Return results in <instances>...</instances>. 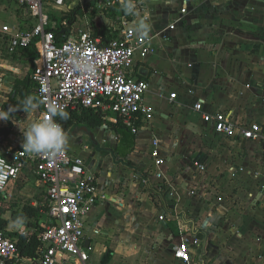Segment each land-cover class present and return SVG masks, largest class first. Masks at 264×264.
Instances as JSON below:
<instances>
[{
	"label": "crops",
	"instance_id": "1",
	"mask_svg": "<svg viewBox=\"0 0 264 264\" xmlns=\"http://www.w3.org/2000/svg\"><path fill=\"white\" fill-rule=\"evenodd\" d=\"M136 2L141 15L152 25L148 37L156 51L145 59L137 56L132 73L149 83L144 104L154 111V119L141 124L133 150L126 157L115 151L119 138L107 126L86 128L87 132L85 127L73 126L66 132L67 138L91 141L85 146L87 150L72 144L65 149L87 161L105 197L86 222L89 264H102L107 255L108 264H186L175 258V250L182 245L191 255L189 264H264V210L260 207L251 212L246 202V212L244 208L240 212L229 209V204L209 192L210 181L203 184L200 177L190 178L182 160L190 154L188 146L200 141L204 129L212 133L193 110L199 101L205 112L224 111L236 121L264 125V0ZM116 4L121 6L120 0H78L82 16L77 17L71 31L79 29V17H83L87 27L82 30L108 44L123 29V20L128 21L129 28L133 19L114 9ZM68 5L59 11L75 8ZM23 23L31 26L27 20ZM52 26L55 28L54 23ZM24 49L28 48L20 49L24 61H17L32 70L23 79H16L12 87L7 85V74L0 76V109L16 91L17 82L32 79L36 53L29 48L34 51L31 56ZM32 89L36 91V84ZM172 94H177L174 102L170 101ZM42 112L39 109L32 119L41 120ZM26 120L27 114L21 111L17 118L0 121V156L22 147ZM154 140L159 141L164 159L160 168L151 155ZM226 141L236 148L235 152L225 166L213 161L211 170L216 173L222 169L230 180V171L243 167L246 173L240 174L239 180L243 178L247 184L242 192L254 185L262 192L253 197L264 203L262 144ZM159 172L164 178L155 177ZM45 205L37 178L25 171L0 192V210H5L1 218L8 222L6 233L21 235L22 230L31 232L37 229L35 226H43L47 220ZM26 207L33 208L36 217L17 225L13 214L22 213ZM195 239L199 247L193 244ZM30 263L31 259L23 257V261L7 264ZM60 264H75V260Z\"/></svg>",
	"mask_w": 264,
	"mask_h": 264
},
{
	"label": "built area",
	"instance_id": "2",
	"mask_svg": "<svg viewBox=\"0 0 264 264\" xmlns=\"http://www.w3.org/2000/svg\"><path fill=\"white\" fill-rule=\"evenodd\" d=\"M14 3L27 16L31 26L22 29L18 25L2 24L0 40L10 55L22 48L34 49L32 79L43 107L41 120L50 118L49 105H59L66 112L101 111L113 114L137 135L143 122L154 119V111L144 104L149 83L136 79L132 73L137 56L145 59L156 51L151 38L136 36L124 19L119 35L106 45L82 29L71 31L64 43H57L48 11L66 8L64 0H14ZM73 50L93 63V75L82 76L72 69L70 54ZM176 99L177 94L170 96L171 102ZM202 107L199 101L193 110L201 115L202 122L213 134L234 143H260L264 151V125L242 123L224 111L208 113ZM153 146L151 155L156 167L160 168L164 159L159 141L154 140ZM25 171L37 178L45 194L47 218L41 230L20 231L28 241L36 237L40 243L30 264H60L68 259L75 260V264H89L91 248L86 247V222L92 210L105 199L96 173L90 170L86 160L71 155L65 148L50 157L29 155L21 147L0 156V192L20 179ZM206 171L205 165H198L200 174ZM243 173L245 169L237 167L230 171V176L236 179ZM155 177L164 178L161 172ZM193 244L200 246L196 239ZM175 258L190 263L191 255L185 245L175 250ZM9 261L20 262L23 257L16 241L1 231L0 264Z\"/></svg>",
	"mask_w": 264,
	"mask_h": 264
},
{
	"label": "rangeland",
	"instance_id": "3",
	"mask_svg": "<svg viewBox=\"0 0 264 264\" xmlns=\"http://www.w3.org/2000/svg\"><path fill=\"white\" fill-rule=\"evenodd\" d=\"M65 3L69 4L68 6H71L72 8L77 5L78 0H64ZM81 3V1H80ZM83 3V2H82ZM74 5V6H73ZM80 5V4H79ZM71 10L70 8H68ZM50 10L54 11H59L56 9L50 8ZM49 10V11H50ZM68 10V11H69ZM48 11V12H49ZM27 16L24 14V12L14 4V0H0V24L8 22L12 25H18L22 26V28L26 29L29 27L23 23L24 20H26ZM79 29H85L87 26L85 25L86 21L83 17H79ZM84 26V27H83ZM26 27V28H25ZM17 59L23 60L22 58V52L17 50V52L13 55H10L7 50L5 45L2 44L0 41V76L2 74H7L9 77V82L8 86L12 87L16 79L24 78L26 77L30 72H31V66L27 65L26 63H22L21 61H17ZM2 79V78H0ZM6 85V84H5ZM4 91H7L5 89ZM2 97H5V94H1ZM116 143V142H115ZM229 142L226 141V139L219 138L217 136H214L210 131L208 130H203V134H201L200 141L197 143H193V145H189L188 149L190 151V154H188V157L182 158L183 161L186 163V168H188V173L190 178H197L200 177L201 181L205 183H208L209 181L211 182L210 185L211 189L209 192L213 191L212 195L214 198L220 199L221 202L229 204V209L234 210L236 212H240L243 210V212H246L245 210L247 209V204L248 208L251 210V212H254L256 209L260 208L264 210V203L260 202L257 197H253L254 193H256L258 196L259 192H262L260 188H255L254 185L252 188H250L246 192H242L243 187L245 188V184H247V181H242L243 178L239 180L241 175L236 178L237 181H234V179L230 178L228 179V174L222 172V169L218 170V172H214V169H212L213 166V161L219 160L224 164H228L229 159L228 157L235 152L234 146L233 148L229 146ZM75 145L79 147V150H87L85 148L86 145H90L91 141L88 138L82 137L80 139H73V138H68V143L66 145L67 148H69L71 145ZM70 145V146H69ZM65 147V148H66ZM239 149V148H237ZM205 164L206 172L204 174H200L198 172V165L200 164ZM223 166V167H224ZM208 177H212L213 180H208ZM232 180V181H231ZM232 182H237L239 183L236 185V183ZM261 186V185H260ZM259 186V187H260ZM208 188V187H207ZM208 192V193H209ZM239 192L240 194H236ZM236 195H238V198H236ZM208 197V194L206 195V198ZM253 197V198H251ZM237 202H236V199ZM250 200H249V199ZM243 200V201H242ZM248 200V202H247ZM242 202H246L247 204H242ZM231 203H233L234 208L231 207ZM237 203V205H236ZM242 205V206H241ZM246 208V209H245ZM238 209V210H237ZM251 214V213H250ZM46 220V219H45ZM47 220L45 221V223ZM43 222V225H45Z\"/></svg>",
	"mask_w": 264,
	"mask_h": 264
},
{
	"label": "trees",
	"instance_id": "4",
	"mask_svg": "<svg viewBox=\"0 0 264 264\" xmlns=\"http://www.w3.org/2000/svg\"><path fill=\"white\" fill-rule=\"evenodd\" d=\"M96 2L92 3V6L95 5ZM121 9V6L115 5L114 9ZM122 13H124L122 11ZM49 16L51 22L55 24V28L53 32L55 34V39L57 43H64L69 35L71 34L72 26L76 23L77 17L82 16V10L80 6L71 9L69 12H62V11H49ZM94 16V14H93ZM31 54L34 55V49H24ZM35 82L33 79H27L25 81L17 82L16 91L10 96L9 102L4 106V110H8L9 108H16L19 109L23 101L26 97H33L35 100H40L36 97L37 94V87L36 91L31 90L34 87ZM21 89V90H20ZM40 110L43 111V107L40 102ZM22 110L15 111L13 115L10 116L11 118H17L18 114ZM68 118L65 120H60L57 117V122H59L65 132H68L73 126L76 128H88L89 130H93L98 127L107 126L109 130L113 131L119 138V143L117 147L114 149L120 155L125 156L128 153H131L133 150L134 142H135V135L127 129L120 120H118L113 114L111 113H102L101 111H93V110H81L77 112H67ZM73 128V130L75 129ZM73 132V131H72ZM5 212L4 209L0 210V232L4 231L7 232L8 222L1 218V215ZM36 211L33 208L26 207L22 213L13 214V220L17 221V218H23V222L25 220H29L31 218L36 217ZM37 229L41 230L42 226H35ZM6 235L15 240L20 255L24 258L32 259L36 257V252L39 246V241L36 237H33L31 241L22 235L17 233H6ZM110 260V256L107 255L102 264H108Z\"/></svg>",
	"mask_w": 264,
	"mask_h": 264
},
{
	"label": "clouds",
	"instance_id": "5",
	"mask_svg": "<svg viewBox=\"0 0 264 264\" xmlns=\"http://www.w3.org/2000/svg\"><path fill=\"white\" fill-rule=\"evenodd\" d=\"M121 9L127 16L133 17L129 24V30L139 37H148L152 32V25L144 18L138 10L136 0H120ZM72 69L82 76H90L95 73L93 63L75 50L70 54ZM40 102L33 97H26L19 109H0V121H7L15 111L22 110L27 114V124L22 131L24 141L23 151L29 155L56 156L64 150L68 143V138L62 125L57 122L68 118V113L59 105H49L48 114L50 118L42 120L32 119L33 115L39 111ZM17 225L23 223V218H17Z\"/></svg>",
	"mask_w": 264,
	"mask_h": 264
},
{
	"label": "water",
	"instance_id": "6",
	"mask_svg": "<svg viewBox=\"0 0 264 264\" xmlns=\"http://www.w3.org/2000/svg\"><path fill=\"white\" fill-rule=\"evenodd\" d=\"M83 130H84L85 132H87V131H88V129H86V128H85V129H83ZM77 131H78V129H77ZM88 243H89V242H86V245H87V246H88Z\"/></svg>",
	"mask_w": 264,
	"mask_h": 264
}]
</instances>
